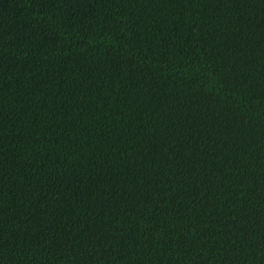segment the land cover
<instances>
[{"label": "trees", "instance_id": "trees-1", "mask_svg": "<svg viewBox=\"0 0 264 264\" xmlns=\"http://www.w3.org/2000/svg\"><path fill=\"white\" fill-rule=\"evenodd\" d=\"M0 264H264V0H0Z\"/></svg>", "mask_w": 264, "mask_h": 264}]
</instances>
